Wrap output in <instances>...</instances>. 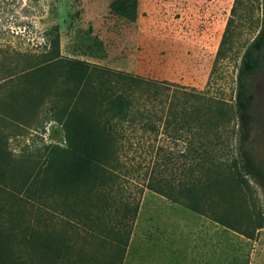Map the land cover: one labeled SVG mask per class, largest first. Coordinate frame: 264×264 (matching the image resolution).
<instances>
[{"label":"rangeland","instance_id":"obj_1","mask_svg":"<svg viewBox=\"0 0 264 264\" xmlns=\"http://www.w3.org/2000/svg\"><path fill=\"white\" fill-rule=\"evenodd\" d=\"M234 2L0 0V47L38 63L7 85L9 94L22 97L13 115L22 120L10 119L21 123L0 120V175L17 187L6 191L2 204L14 214L18 240L31 232L38 244L46 241L51 247L45 256L17 255L23 264H148V238L152 240L154 228L166 225L165 231L176 235L185 232V224L218 223L217 215L226 220L225 225L218 223L219 232L235 237H223L220 243L234 247L241 258L232 261L228 252L220 250L213 264H264V224L253 232L264 218V193L251 179L246 196L231 190L230 203L207 201L204 214L162 195L177 193L187 182L190 163L186 144L190 137L182 132L173 138L162 121L156 130H145L140 122L118 125L115 157L109 166L98 168L99 179L88 192L55 186L66 139L54 100L58 87L53 82L59 71L48 67L53 47L63 60H82L158 84L208 90L234 104L242 57L256 35L245 30L218 61ZM259 16L256 9L255 17ZM260 58L261 69L248 78L254 102L246 148L264 170V49ZM5 64L14 65L11 60ZM9 106H14L12 100ZM230 128L236 129L235 118ZM236 146L234 139L219 148L229 155Z\"/></svg>","mask_w":264,"mask_h":264},{"label":"trees","instance_id":"obj_2","mask_svg":"<svg viewBox=\"0 0 264 264\" xmlns=\"http://www.w3.org/2000/svg\"><path fill=\"white\" fill-rule=\"evenodd\" d=\"M256 9L261 14L257 18ZM245 30L256 35L242 57L234 104L211 96L208 90L201 92L171 83L158 84L141 77L92 67L82 60H63L53 45L49 53L52 64L48 67L59 71V78L53 82L58 87L54 100L57 119L64 127L66 139L64 154L58 158L55 186L88 192L99 179L98 168L109 166L115 157L118 125L140 122L143 129L156 130L158 121H162L164 130L170 131L173 138H178L182 132L190 137L186 140L187 160H190L186 174L189 178L177 193L171 191L162 195L204 214L207 201L209 204L216 200L230 203L231 190L246 196L251 190L250 179L264 193V170L255 163L246 148L251 135L254 102V95L248 89V78L261 69L264 0H235L218 51V61L226 57L227 48L232 47ZM26 58L28 56L24 53L0 47V120H22L13 117L21 107L22 97L9 94L10 86L7 85L17 82L26 71L37 67L38 63L26 61ZM8 60L14 65L7 66ZM10 100L13 107L9 106ZM60 100H63L61 107L58 105ZM233 118L236 129L230 128ZM12 123L18 125L21 122ZM234 139L236 152L224 154L219 147ZM195 172L198 174L194 176ZM7 190L15 191L17 187L9 177L0 175V264H23L17 255L49 254L50 244L46 241L38 244L31 232L23 240L17 239L19 233L14 231L19 227L13 224L14 214L2 204ZM230 216H235V213L231 212ZM215 220L225 225L222 215H217ZM263 224L262 217L253 227V232L262 230Z\"/></svg>","mask_w":264,"mask_h":264},{"label":"crops","instance_id":"obj_3","mask_svg":"<svg viewBox=\"0 0 264 264\" xmlns=\"http://www.w3.org/2000/svg\"><path fill=\"white\" fill-rule=\"evenodd\" d=\"M185 225V232L176 235L166 232V225L154 228L152 240L150 235L148 238V264H213L217 262L220 250L228 252L232 261L240 260L239 251L220 243L223 237H230L232 240L235 237L223 231L220 233L218 223ZM236 247L238 249L239 246Z\"/></svg>","mask_w":264,"mask_h":264}]
</instances>
